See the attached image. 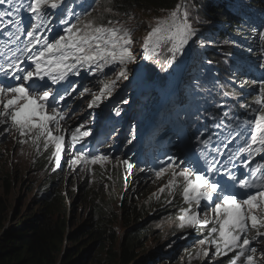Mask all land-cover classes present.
I'll return each instance as SVG.
<instances>
[{
    "label": "snow or ice",
    "instance_id": "1",
    "mask_svg": "<svg viewBox=\"0 0 264 264\" xmlns=\"http://www.w3.org/2000/svg\"><path fill=\"white\" fill-rule=\"evenodd\" d=\"M6 2L12 5V10L0 11V21L5 16L11 17L8 23L15 25L16 33H26L27 39L23 49H19L20 57H15L13 53L15 59L6 60L7 67L0 65V125L10 122L11 127L22 137L34 134L33 144L41 138L44 139L45 148L49 143L53 144L55 146L53 156L59 166L65 136L54 134V131L56 133L63 131L60 122L65 116L59 111L58 105L65 99V95L61 94L59 89L54 92L53 86L62 87V82L69 81L70 76H80L81 71L89 75H98L111 65H119L116 80H127V65L134 62L129 47L132 43L131 33L122 27L113 26L112 21H108L107 25H98L90 19H81L80 14L68 7L69 0H18V7L13 4V0H0V5ZM49 10H60L59 25L64 26L63 34H57L51 39L43 34H37L41 28L49 33L53 32L55 25L52 23ZM64 11L74 16L77 23L67 26L68 20L63 16ZM21 12L29 14L30 28L24 26L19 16ZM86 16H90V13ZM7 35L11 39L15 34L9 32ZM15 39L19 40L20 36L15 35ZM259 39L264 41V31L259 33ZM198 40H200V30L190 22L187 6L178 4L166 19L156 21V26L145 38L144 47L146 52L151 51L153 54H157L158 48H166L170 54L167 64L171 67L179 63L180 58L187 54L190 44ZM200 46H204L202 40ZM230 71L234 76H239L244 72V68L241 65H233ZM115 82L114 80L105 83L99 94L93 96L88 107H98L103 99L110 97ZM193 85L196 90L203 88L198 80H194ZM64 92L67 94V89H64ZM83 95L84 93H81V96ZM260 95L264 97V81L260 82ZM123 103L127 104L128 101L124 100ZM255 104L257 107L252 111V119L245 121L244 131L238 133L241 137L245 134L250 137V140L244 141L245 146L239 148L238 152L246 153L251 157L264 152V99L257 98ZM116 115H120L119 110L116 111ZM223 117L228 118L229 122L225 124L221 120L216 123L214 127L219 129V132H212L207 138H204V132L196 135L198 156L189 159L187 166L180 167L175 162H171L156 171L155 175L160 178L171 172L172 178L159 189V193L167 189L168 194L171 195L177 186V178H181L182 198L186 204L195 203L199 208L202 201L209 202L211 212L214 214L213 220L201 221L198 218L199 212H193L191 208H182L181 214L177 217L179 221L177 227L180 229L186 226L198 229L200 226L207 227L210 223L218 225L209 228L207 236L198 240L200 251L197 257L202 253L210 262L214 256H228L229 253H234V256L229 257L230 264H238V262L254 264V255L258 249L253 243L256 238L264 237V232L259 231V228H264V219L254 214V210L264 206V187L259 188L254 194L247 192L243 196H238L234 191L237 185L240 189H248L251 185L246 179L232 174L231 170H227L226 165L218 167L221 162L217 156L223 155L220 144L227 148L228 143H231L228 137L232 136L235 127H240L238 122H233L235 117L230 116L228 111L223 113ZM82 127L83 125L72 131L73 147L91 134L90 131H81ZM225 131L227 135L222 136ZM134 138L128 139L127 144L131 145ZM213 138L217 144L215 147H210ZM26 142V140L20 141L22 144ZM256 145L260 147H255ZM107 159V156L100 155L91 156L89 159L81 154L71 163L75 165L83 161L85 164H97ZM168 159L171 161L172 157ZM248 163L250 165L252 161ZM120 164L125 166L129 173L134 167L129 159L120 161ZM258 171H264V164H257L250 175L254 176ZM153 195L159 198L158 194ZM248 221H251L252 229H257L253 240L246 235L249 231ZM210 248L215 249L212 255L209 252ZM260 251L264 252V249Z\"/></svg>",
    "mask_w": 264,
    "mask_h": 264
},
{
    "label": "trees",
    "instance_id": "2",
    "mask_svg": "<svg viewBox=\"0 0 264 264\" xmlns=\"http://www.w3.org/2000/svg\"><path fill=\"white\" fill-rule=\"evenodd\" d=\"M242 1L245 4L237 8L234 5H237L238 0H218L216 3L201 6L199 10H202V8L203 10L198 11L190 22L200 30V40L204 42L203 47L200 46V40L195 45L199 44L200 51L205 55L207 61L218 63L215 66L212 63L209 64L213 69L218 70V74L215 75L216 78L213 80L215 88L228 87L226 90L232 91L235 96L246 94V97L242 98L245 102L244 117L246 118L247 108L254 105L257 98L264 99L260 95V82L264 81V67H262L264 65V52L260 49H264V41L259 39V33L264 31V26L258 24V19L264 18V0ZM91 2H93L92 5H88L90 11L88 18L92 19L95 16H100L106 22L108 17L118 18L125 14L124 17L128 19L133 14L132 11H140L141 13L161 11L163 13L175 9L179 0H91ZM202 12H204L205 17L202 16ZM250 14L251 17L248 16ZM249 18H253L251 21L256 23L247 24L250 27L242 29ZM215 31L218 32L214 35L217 43L212 42L211 39L213 38H209L213 35L212 32ZM248 31L258 35L255 37V45L251 48V39L253 38H249ZM238 48H243L244 51L242 52L250 51L247 54H242L235 51ZM219 50L223 51L219 52ZM219 54L230 58L233 64L230 67L220 64L221 56ZM240 62L241 66L244 65L242 66L244 72L239 75L240 77L234 76L230 69ZM184 67L186 73L185 83L183 84L185 92L193 78H187V66ZM226 72L230 75L232 81L238 83L239 87L234 88L231 83L226 81ZM171 74H174V72ZM219 92L214 95L217 99ZM236 104L235 102L232 103V105ZM143 105L146 106L144 103ZM190 105H193V103L190 102ZM189 110H192V107H189ZM166 113H169V109ZM161 115L165 116L163 113ZM167 116L170 118L184 116V113L178 115L176 112H172ZM152 129H154L153 126L149 127L148 130ZM47 178L50 179V177ZM141 179L143 178L134 177V181L126 191L122 192V188L117 191L116 197H121L120 194H122L121 200L117 201V203L120 202V207L114 201L115 195L106 197L99 190L93 193H84V199L87 202L91 198L98 199L97 197H101L99 199L100 205L97 213H95L99 220L92 222L93 217L91 216L90 225L89 219L84 225L76 228L71 223V220L78 216L79 210H76V207L79 206L78 200L79 195H81L79 194L72 201V210L70 209L67 219L65 218L62 196L51 197L49 195L47 198L40 200L43 204L38 206L39 214L24 217L21 220L16 219L13 226L7 227L9 223L7 209L10 206L8 198L11 193L10 188L13 178L6 171L2 182L4 191L0 195V264H56L59 252L61 254L58 264H89L92 261V251H96V249H100L102 254L105 253L98 259L100 263L105 261L107 264H164L165 260H172L168 257L170 251L163 249V251L150 253L145 250L140 241L150 237L157 238L154 230H157L158 226L152 227L149 223L152 220H160L157 205L163 203L162 197L171 200V197L173 198L176 195V190L174 188V194L168 195V191L165 189L163 193H159V198L154 195L149 198L148 194L142 193V191L150 193L151 189L143 187L140 192L138 191L142 183V181H139ZM107 189L108 185L106 192ZM53 198L57 200L58 207L52 205ZM147 217H150L149 221L144 222L143 220ZM121 224L124 229L122 238L117 235L119 233L115 229V225L120 226ZM172 227L171 230L173 231ZM65 232L67 233V243L64 247ZM141 253H145V255H141Z\"/></svg>",
    "mask_w": 264,
    "mask_h": 264
},
{
    "label": "rangeland",
    "instance_id": "3",
    "mask_svg": "<svg viewBox=\"0 0 264 264\" xmlns=\"http://www.w3.org/2000/svg\"><path fill=\"white\" fill-rule=\"evenodd\" d=\"M218 0H208L205 2V0H200L199 2L197 0H179L178 4H184L187 6V9L189 11V20L195 16V14L199 10L200 7H204L205 5H210L213 2H217ZM245 4L244 1L238 0L237 5H234L235 8ZM176 5V6H177ZM169 11L165 12H145L141 13L140 11L135 12L132 11V15L130 18H125V15H120L121 17L118 18H111L108 17L106 22H104L103 18L100 16H95L94 19L92 18V21H94L96 24H103L107 25L108 21L113 22V26L115 27H122L124 30H128L131 33V40L132 43L129 46L130 50L133 54V61L132 63H129L127 65V71H128V79L127 80H116V73L119 70V65H111L104 69L103 73H99L98 75H89L87 72L81 71L80 76H70L69 81L62 82L63 89H67V92L72 96V105L79 108L78 116L83 119L85 123V130L90 131V133L94 134V136H99L101 131V125L104 122L105 118L109 115L108 111L111 109L116 108L120 103L124 106V115H126V118L131 117V115L134 113V116H136L141 110L143 109H136V104H138L142 100H147V98H150L151 102L154 104L156 110L155 112L162 107H165L168 103H170L171 99H167L168 95L166 92L162 93V98L158 97V94L156 93V90L159 89V87L165 85V87L170 86L172 84H176V81H178V78L175 77V74H170L171 70L177 68L178 66L182 68L183 70L184 65L183 62H186L187 58L186 55L180 58V62L173 64L171 67L167 64V59L170 58V54L168 53L166 48H158L157 54H153L151 51L147 52L146 56L142 55V52L145 51L144 47V41L147 37L148 33L151 31L150 29H146L145 27L149 23H156L158 19H166L168 17V14L171 12ZM97 13V12H96ZM202 16H204V12H202ZM50 18L53 21V14L51 13ZM122 20H121V19ZM11 17L8 19H4V22H8ZM120 19V20H118ZM256 23L254 21L249 20L246 22V24L243 25L242 29L245 27H250L247 24H253ZM26 28H30V22H24L23 23ZM259 26H264V22L258 23ZM9 27L12 30V33L15 35H21L20 33H16L15 25L10 24ZM219 27V25H217ZM41 30H45L44 28H41ZM59 28L57 26L54 27L53 32L49 33L48 31L45 32L44 36H48L49 39H51L53 36L57 34H63L62 31H58ZM218 33L217 31L212 32L213 35H211V38H215V34ZM249 34V38H253L252 46L255 45V37H257V33H251L247 32ZM254 34V35H253ZM13 35V36H15ZM212 42L216 40L211 39ZM217 43V42H216ZM214 43V44H216ZM195 44V43H194ZM194 44H190L187 51H190L188 56L189 65L187 66V76H193L192 80H198L201 85L203 86L202 90H196L193 85V81L188 86V91H191L189 96L196 97V96H203L207 92H209L208 87L211 86L212 88L215 86L213 80L216 78L215 75L211 74V71L214 70L208 63L205 55L200 51L199 44H196L194 47ZM256 47V46H255ZM223 50H219V52H222ZM235 51H239L242 54H247L250 50H247V52L242 49H236ZM151 52L152 56L148 61L143 62L145 59H147L149 53ZM221 56V62L223 63H231V59L228 57L223 56V54H219ZM143 62V63H142ZM179 69V68H178ZM180 70V69H179ZM211 70V71H209ZM177 71H175L176 73ZM136 73H140L135 79L132 78L133 75ZM116 81L114 89L112 91V95L108 97L107 99H103L98 107L89 108L88 104L92 101L94 95H98L100 89L103 87L105 83H109L111 81ZM136 84V86H135ZM85 89H88V91H85ZM219 90V88H217ZM92 93H91V92ZM135 91L134 93L130 94L128 99V103H123L124 100H126L127 95L131 92ZM154 91V93H153ZM198 95V93H200ZM220 91V90H219ZM152 92V93H151ZM81 93H84L83 96H81ZM183 95L186 97V91L183 92ZM179 94H176L173 99H178ZM218 100H224L225 98L229 97V95H225L224 91H220L217 95ZM236 97V96H235ZM187 99L189 97H186ZM183 98V99H186ZM237 99V98H235ZM181 104L186 105L184 109H180V111L184 112L186 111L189 106L187 104H184L180 101L179 107H181ZM182 105V106H183ZM209 105V104H208ZM195 108L193 112H189V115L186 117H189L191 114H194L196 112L205 111L202 110L203 102H200L198 104L194 105ZM154 112V114H155ZM145 112L142 114L144 115ZM201 118V116H195L193 119H190L189 121L196 124L197 121ZM154 116L149 118L146 114L145 123H147V126H150V124L153 122ZM136 122L139 123V120ZM122 125V124H121ZM113 136L110 137V134L108 132H104V139L107 140V148H110L113 146L111 150H116L120 143V137L119 135H123L124 133H127V135L130 133V129H123L119 128L118 125L114 126ZM161 133V132H159ZM18 139H22V136L17 135V138H14V134L7 135L4 138H1L0 140V157L2 161H0V195H2V182H3V176L5 175L6 171H8L9 176L11 178L15 177L14 184L11 183V193L9 196V203L10 206L7 209L8 214V226H13L14 221L16 219H23L24 217H32L33 214H37L36 210L33 208L35 198H37L38 192L34 188L40 189V180L37 179V176L34 175V168L31 166L30 161L27 163L20 162L21 156L24 153L30 152L28 159L31 160V157L33 155V151L31 150L32 143L26 142V143H20ZM16 142V143H15ZM126 140L122 142L124 145L128 146L126 144ZM129 148V147H128ZM127 148V149H128ZM126 149V150H127ZM30 169V170H29ZM168 177V176H167ZM167 177L165 180H167ZM71 179H68L70 181ZM72 181V180H71ZM166 183H160L159 185H155L154 181H147L142 182L140 188L138 191L140 192L141 188H149L151 191L150 193H147L149 198H152L154 191H159V189ZM155 185V186H154ZM168 194V192H167ZM174 194V192H172ZM79 194H75V199ZM169 195V194H168ZM159 196V195H158ZM83 195H79V201H81ZM74 199V200H75ZM118 199V200H117ZM69 200V198L65 199V202ZM83 205L80 211L78 212L77 218H74L71 220L72 225L76 228L79 226L84 225L86 221L89 219V225L91 224L90 218L93 217L92 222H95L99 220L94 216V214L91 212L90 209H87L85 206L88 203L87 201L83 200ZM116 203L119 201V197H116L114 200ZM120 203V202H119ZM10 209H14V212L11 214L9 211ZM162 215L159 214L158 218H160ZM80 217V218H79ZM150 217L145 218L143 221L148 222ZM202 217H199L201 219ZM81 219V220H80ZM77 220V221H76ZM76 222V223H75ZM173 225V222L166 221L164 224L160 225L159 229L154 230L156 231V237H150L148 239H142L140 243L143 245L145 250L147 252H157L160 250H163V245L166 243V235L168 234L169 228ZM64 229V228H63ZM115 229L117 230L118 236H120L124 229L122 228V224L115 225ZM91 230V229H90ZM88 239V238H87ZM85 239V240H87ZM89 243V240H88ZM116 250V249H115ZM102 252L100 249H96V251H92V261H90L89 264H107L105 261H101V263L98 261V259L104 255L105 253ZM60 252L57 254L58 258L56 261V264L59 263V256ZM141 255H145V253H141ZM230 257V255H229ZM195 258H201V255L197 257V255L193 256V260ZM176 261V263L172 261ZM173 260H165L164 264H186L184 259L180 257V254L178 253L175 255V258ZM206 261V258L203 257L200 260H198L197 264H204ZM88 264V263H87ZM188 264V263H187Z\"/></svg>",
    "mask_w": 264,
    "mask_h": 264
},
{
    "label": "bare ground",
    "instance_id": "4",
    "mask_svg": "<svg viewBox=\"0 0 264 264\" xmlns=\"http://www.w3.org/2000/svg\"><path fill=\"white\" fill-rule=\"evenodd\" d=\"M77 1H80V0H77ZM84 3V2H83ZM76 7H78V5H76L74 8H76ZM87 8H88V4H86V8H84V12H85V15L82 13V11H79V13L78 14H80V16H81V19H85V18H87V19H90V18H88V17H86V14L89 12L88 10H87ZM77 13V12H76ZM55 16V15H54ZM249 17H251L252 15L250 14V15H248ZM262 16V15H261ZM67 20L69 21V23L71 24L74 20L77 22V20L75 19V17L74 16H72L70 13L69 14H67ZM93 19H94V17H93ZM251 19H253V18H249L248 20H251ZM90 20H92V19H90ZM56 21H57V19H56ZM71 21V22H70ZM68 23V24H69ZM256 29V28H255ZM210 39H211V37H209ZM214 39V38H213ZM215 39H216V37H215ZM24 42L25 41H20L19 43H15V45H16V47H24ZM264 46V45H263ZM261 51H263L264 52V49H260ZM190 53V52H189ZM188 53V54H189ZM142 55L143 56H146L147 55V52H142ZM145 61V60H144ZM143 61V62H144ZM148 61V60H147ZM142 62V63H143ZM218 63L217 62H212V65L213 66H215V65H217ZM233 63H223L222 65H224V66H231ZM234 64H236V63H234ZM183 65L185 66H188L189 65V61H188V59L186 60V62H183ZM238 65H241V62L238 64ZM242 66H244V65H242ZM252 67H254V66H252ZM180 70H179V69ZM185 68V67H184ZM175 71H177L176 73H174L175 74V77H177L178 78V81H176V84H175V86H174V88L173 89H171V91H170V93L169 94H165V95H168V97H167V99H171L170 100V103H168V109H169V113H167V114H171L172 112H176L175 111V109H176V106H177V104H179L180 103V101L182 102V103H184V104H187V106H190V102H192L193 103V105H195V104H198V103H200V102H203V107H202V110H205V111H207L208 112V109H207V106H208V103L210 102V101H217V98L215 97V99L214 100H211V96L213 95H216L218 92H219V90H217V89H215V88H212L211 86H209L208 87V90H209V94H205V95H203V96H196V97H193V98H186L184 95H183V88H184V83H185V79H186V73H185V69L183 70L182 68H180L179 66L177 67V68H175L174 70H172V72H175ZM171 72V73H172ZM170 73V74H171ZM173 74V75H174ZM211 74H213V75H216V74H218V70H216V69H214V70H212L211 71ZM226 78H227V82L228 83H231L232 84V87H234V88H237V87H239V85H238V83H236L235 81H232L231 80V77H230V75L226 72ZM240 77V76H239ZM258 79H259V77H258ZM180 82V83H179ZM240 84H244V83H240ZM231 87V88H232ZM226 88H228V87H225L224 88V93H226V91H225V89ZM244 90V89H243ZM203 91V90H202ZM202 91H200V93H198V95H200L201 94V92ZM91 92V91H90ZM92 93V92H91ZM176 94H179L180 96H179V98L178 99H173V97L176 95ZM127 99H130L129 98V96L127 95ZM158 97H161L162 98V96H158ZM183 98H186V99H183ZM234 99V98H233ZM173 105V106H172ZM183 104H181V108L182 109H184L185 107H186V105H183ZM211 105V104H210ZM213 105L215 106V104L213 103ZM179 106V105H178ZM72 109H69L67 112L65 111L64 112V114L66 115V116H68V114H71L72 113ZM143 112H145V109H143V110H141V112H139L138 114H142ZM167 114H166V117L165 118H167L168 116H167ZM182 121H184V118L182 119ZM215 122H221V120H214ZM223 122L225 123V124H227L229 121H225V120H223ZM234 122V121H233ZM165 123L167 124V121H165ZM210 123V122H209ZM211 124V123H210ZM172 127V125H170V124H168V126H166V130L167 129H170ZM123 129L125 128V129H127L126 127H122ZM129 129L130 130H132L133 131V133L136 131V130H138V129H134L133 128V126H129ZM172 131V130H171ZM109 132L111 133V132H113V129H109ZM132 136V134L131 135H129V136H124V135H119V137H120V140L122 141V140H124V139H127V138H130ZM221 146V145H220ZM124 154H123V156H125V158L126 157H129V155H130V153H129V150H126V148H124V152H123ZM103 166H104V169L107 167V164H103ZM97 169V167L95 166V165H91V166H89V167H87V168H85L84 169V176H86V179L84 180V182L80 185V187H78L77 188V190L75 191V192H73L72 190H70V189H66L65 187L64 188H62L63 189V191H65L66 193H67V195H69L70 197H73V194H82V195H84V193H93L94 191H97V190H99V191H101L102 192V194L104 193V189H103V182H104V180H102L101 181V177H100V175L99 174H97V173H93V172H95V170ZM30 170V169H29ZM134 177H140L138 174H136V173H133V175H132V181H134ZM4 181V180H3ZM71 181V180H70ZM139 181H142L143 182V179H141V180H139ZM106 182V181H105ZM136 182H138V181H136ZM3 191H4V186L2 187V193H3ZM60 191L61 190H50L47 194H46V198L50 195L51 197H55V196H60L61 194H60ZM154 193H156V194H158L159 195V191H154ZM62 196V195H61ZM120 196L122 197V194H120ZM98 199H96V198H91L90 199V201L86 204V208L87 209H90L91 210V212L94 214V216H96V214L95 213H97V209H98V207H99V205H100V201H99V199L101 198V197H97ZM62 199H63V201H64V198H63V196H62ZM118 200V199H117ZM162 200H163V203L161 204V205H157V203H156V205H157V207H158V209H157V211L159 212V214L160 215H162V217H163V215H165V214H170V213H172L173 212V210L175 209V205L173 204V201H172V197H171V200H167L166 198H164V197H162ZM86 201V200H85ZM168 201H171V203H169ZM51 203H52V205H55V206H57L58 207V203H57V200L55 199V198H53L52 199V201H51ZM117 204V203H116ZM64 216V215H63ZM162 217H160V220H161V218ZM80 218V217H79ZM65 219V218H64ZM81 220V219H80ZM77 221V220H76ZM63 222V221H62ZM173 222V231L171 230V227L169 228V230H168V234L166 235V237H173L174 238V248L172 249V251L170 252V259H174L175 258V255H177L178 253L180 254V257H182L185 261H186V263H189L190 261H189V256H188V252H187V247L185 246V244H184V241L182 240V237H181V235H180V233L179 232H177L176 231V224H175V221H172ZM76 223V222H75ZM162 224H164V223H161L160 222V224H158L157 226H158V229H159V227H160V225H162ZM70 225V224H69ZM70 227V226H69ZM74 227V226H73ZM72 227V228H73ZM69 229V228H68ZM63 231H64V229H63ZM70 231V230H69ZM195 238H196V243L198 244V234H197V231H196V233H195ZM120 237L122 238V234L120 235ZM64 241H65V243L63 244V246L65 247V245H66V243H67V233L65 232V237H64ZM199 245V244H198ZM199 248H200V246H199ZM209 250H214V248H210ZM215 251V250H214ZM213 251V252H214ZM226 257V261L227 262H229V255L228 256H225ZM221 258H223V256H221ZM172 262H174V263H176V261H172Z\"/></svg>",
    "mask_w": 264,
    "mask_h": 264
},
{
    "label": "clouds",
    "instance_id": "5",
    "mask_svg": "<svg viewBox=\"0 0 264 264\" xmlns=\"http://www.w3.org/2000/svg\"><path fill=\"white\" fill-rule=\"evenodd\" d=\"M59 111L61 112V114L64 115V112L61 111V109ZM61 122L63 123L64 120H62ZM64 124L66 125V127H70V126L74 125V124H72V121H70L69 119ZM66 132H67L66 130L62 131V134L64 135ZM0 135L1 136L8 135L7 131H5V129L2 128L1 126H0ZM14 138H16L15 135H14ZM80 146H81V142L78 145H76L74 147V149L79 148ZM62 155H63V158L60 159V164H59V169H58V172H59L60 176H57V174H53L50 177V179L47 178L48 176H45V175L42 176V172H43V168L42 167L39 168L40 171L39 170L34 171V175H36L37 179H38L39 178V174H41V177L39 179L41 182H40L39 186L42 185V187H40V188H43V186L45 184H47L49 180L52 181V179L54 178V184L51 186L50 190H58V189L61 190L60 194L64 198V212H65V218L67 219L68 215H69V212H70V209L72 210V201L75 199V194H73V197H70L69 195H67V193L65 191H63L62 188L65 187L66 189H70L73 192H75L77 190V188L80 187V185L84 182V180L86 179V176H84V169L83 170H78V171H75V172L73 171V166L74 165L71 163V161L73 159H75L76 157L71 155V150H70L69 147L64 149V151L62 152ZM0 161H2L1 157H0ZM68 179H71L72 181H68ZM14 180H15V177H13V182H12L13 184H14ZM2 187H3V184H2ZM34 189L36 190V192H38L40 190V189L38 190L37 188H34ZM103 189H104V193H103L104 196L110 197L112 195V193L108 189H107V192H106V188L104 186H103ZM47 193L41 194V196H39L37 194V198H35V200H34V202H36V204H34L33 208L36 210L37 214H39L38 206L43 204L42 202H40V200L45 199ZM67 198H69V200H67L65 202V199H67ZM83 200H85L84 199V195H83L81 201H79V206L76 207V210L80 211V209L82 208L81 205H83L82 203L84 202ZM119 200H121V198H119ZM118 205L120 207L119 203H117V206ZM9 212L12 214L14 212V209H10ZM33 215H35V214H33ZM149 224L152 227L157 226L158 224H160V220H152ZM66 230L68 231L67 228H66ZM195 231H196V229H191L189 232L190 233H194ZM173 243H174V238L173 237H171V236L170 237H166V243H165L166 245L163 246V249H166V250L171 252L172 249L174 248V244ZM261 249H264V245H260L259 248H258V251L255 253L256 258L254 259V263L264 264V252L260 251ZM187 252H188L189 261H190L188 264H197L198 260L203 258L202 253H200L201 258H199V259L195 258V260H197V261H194L193 260V256L197 255V253L199 251H197L196 249H193V248L188 250V248H187ZM229 255H230V257L234 256L233 253H229ZM168 257L170 258V255ZM217 261L218 260H211L209 262L208 259L206 258V261L204 262V264H212V263H216ZM184 262L186 263V261H184ZM222 263L223 264H225V263L228 264L229 263V262L226 261V257L225 256H223V262Z\"/></svg>",
    "mask_w": 264,
    "mask_h": 264
}]
</instances>
